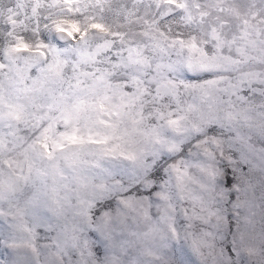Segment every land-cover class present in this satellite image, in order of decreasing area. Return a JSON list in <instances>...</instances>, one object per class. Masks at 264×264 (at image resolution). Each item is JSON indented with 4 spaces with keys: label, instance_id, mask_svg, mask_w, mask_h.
I'll use <instances>...</instances> for the list:
<instances>
[{
    "label": "clouds",
    "instance_id": "clouds-1",
    "mask_svg": "<svg viewBox=\"0 0 264 264\" xmlns=\"http://www.w3.org/2000/svg\"><path fill=\"white\" fill-rule=\"evenodd\" d=\"M0 264H264V0H0Z\"/></svg>",
    "mask_w": 264,
    "mask_h": 264
}]
</instances>
